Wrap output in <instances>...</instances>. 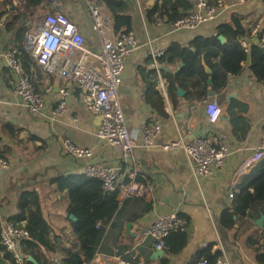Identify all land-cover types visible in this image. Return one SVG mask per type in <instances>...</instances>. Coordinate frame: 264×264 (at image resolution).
<instances>
[{"label": "crops", "instance_id": "obj_1", "mask_svg": "<svg viewBox=\"0 0 264 264\" xmlns=\"http://www.w3.org/2000/svg\"><path fill=\"white\" fill-rule=\"evenodd\" d=\"M91 1L100 3L98 0ZM123 1L133 18L131 32L140 44L138 50L125 58V72L119 91L128 128L136 142L135 161L124 163L118 147L98 138L99 116L87 110L75 84H68L53 74H43L36 66L38 73L33 80L38 90L45 93L48 86L54 87L47 94L44 115L37 117L15 94L13 72L7 66H0V154L9 165L8 168L0 166V224L14 221L19 216L20 200L25 192H36L44 217L52 227L50 240L55 251L42 247L35 252L42 259L48 255L51 264H65L66 251L80 248L75 234L78 219L70 211L69 192L58 190L55 181L72 174L86 175L88 164H103L119 170V183L130 182L133 179L131 175L137 173L136 180L146 186L148 194L131 196L120 202L114 221L96 242L94 258L109 261L118 254L131 261L194 264L197 255L210 250L212 255L225 252L230 264H263L258 256L264 254V250L259 251V245H248L247 237L254 230L264 234V213L248 222V229H251L247 230L240 248L236 242L233 243L232 234L218 226L222 212L234 200L229 195L235 182L239 184L236 196H241L244 182L251 183L257 178L253 170L262 160L237 179L241 166L257 148L264 145V83H260L252 73L251 55L243 65L242 74L229 75L228 86L218 94L217 100L224 108V115L214 125L208 122L206 114V107L212 100L211 93L204 100L193 103L188 97L189 90L193 91L192 83L185 82V87L177 84L174 93L168 90L169 82L162 70L177 74L184 65L183 60L178 58L174 63L165 61L159 71L153 66L151 57L154 50L165 51L173 43L188 45L200 36L218 35L224 44L227 39L219 33V27L230 22L233 16L241 18L243 25L249 27L255 24L264 26V4L261 0H246L243 4L239 0H223L224 6L215 21L190 30L174 28V23L159 13L161 23L156 14L149 16V11L157 5L162 6L163 0ZM10 3L13 8L25 7V0H10ZM100 4L105 20L114 35L118 36L113 26L114 11L106 2L101 1ZM58 11L67 14L77 25L92 49H100L99 35L94 30V20L86 0H42L41 6L33 10L27 26L30 29L40 17ZM7 19L9 14L1 18L0 25ZM9 39L10 35L4 33L0 51H4ZM246 39L249 41V33ZM212 62L215 64L217 60L212 59ZM203 67L206 74L211 75L212 68L207 61L203 62ZM162 83L166 84L164 89L161 88ZM64 87L69 89L67 111L62 117L52 120L61 97L60 88ZM179 89L186 91L185 97L179 96ZM158 124L161 131L154 145H148L146 130ZM208 130L222 136L232 152L226 165L212 175L196 178L184 150H164L160 147L170 140L183 138L188 141ZM65 137L72 138L79 146L93 149L92 158L78 160L66 154L62 146ZM258 209L259 202L253 206L251 213L256 214ZM172 214L186 221L192 237L182 252L170 256L165 247H158L156 241L146 237L145 233L155 221ZM26 223L25 220L20 224L25 226ZM161 250L164 254L158 255ZM6 255V252L0 253V264H11ZM24 257L21 264H39L30 254Z\"/></svg>", "mask_w": 264, "mask_h": 264}, {"label": "built area", "instance_id": "obj_2", "mask_svg": "<svg viewBox=\"0 0 264 264\" xmlns=\"http://www.w3.org/2000/svg\"><path fill=\"white\" fill-rule=\"evenodd\" d=\"M88 11L94 20V30L99 35L100 49L94 50L88 44L77 25L64 12H49L40 17L28 30L25 38V49L33 58L37 67L43 74H53L66 83L75 84L87 110L95 116H102V122L98 130V138L121 151L122 160L126 164L135 161L136 142L128 128V120L123 111L120 99V87L125 72V58L138 50L140 44L133 32H122L114 35L112 27L105 20L100 7L86 0ZM223 0H219L220 7L211 5L208 0H195V7L181 20L174 23L176 29H197L208 22L215 21L219 16L220 8H223ZM246 0H239L240 4ZM158 22L162 19L155 15ZM249 33V41L240 40L244 49L258 43L264 50V26L243 25ZM165 51L154 50L152 63L155 68L161 70L165 59ZM0 66H7L13 72L12 85L15 94L22 99L26 107L34 116L44 115L47 94L54 87L48 86L45 93L38 90L23 65L21 53L17 49L0 51ZM165 83L161 84L164 89ZM60 100L53 112L55 117H62L67 111L69 89L60 88ZM211 101L206 107L207 119L210 124H217L224 115V108L218 102V94H211ZM161 126L153 125L146 130V142L154 145L155 138L159 135ZM189 136V133L186 137ZM1 146V145H0ZM62 146L66 154L75 159H90L93 149L82 147L69 137L62 139ZM164 150L182 149L186 153L193 168L196 178L214 174L222 169L230 159L232 152L224 138L212 133L210 130L202 136L190 138L186 141L181 138L178 141H166L160 145ZM264 158V145L257 148L256 152L241 166L236 176L241 178L250 167ZM0 166L8 168L9 165L0 157ZM85 173L89 177L97 178L103 183L107 192H118V199L124 200L131 196H145L148 194L146 186L136 180L137 173L132 174V180L128 183H119L121 175L118 169L107 168L103 164H88ZM239 184L229 197L234 199L239 192ZM2 220L0 219V223ZM2 225V224H1ZM103 224L97 223L98 227ZM186 221L177 214L164 216L146 230V237L153 238L157 246L165 247V239L175 230H184ZM30 237L29 231L24 225L12 220L3 222L0 243L11 255V264H21L25 259L22 252V243ZM83 264H155L152 261H131L120 255H114L109 261L94 258ZM196 264H212L209 259H202ZM213 264H230V260L223 252Z\"/></svg>", "mask_w": 264, "mask_h": 264}, {"label": "trees", "instance_id": "obj_3", "mask_svg": "<svg viewBox=\"0 0 264 264\" xmlns=\"http://www.w3.org/2000/svg\"><path fill=\"white\" fill-rule=\"evenodd\" d=\"M98 1L100 3L101 1L106 2L114 11L113 26L116 34L119 35L122 32L132 30L133 18L125 1ZM193 1L194 3L190 0H163L162 6L157 5L149 11V16L153 17L159 13L169 22L175 23L193 10L195 0ZM261 1L264 4V0ZM208 2L220 7L218 0ZM41 4L42 0H25V7L19 9L13 8L10 0H0V20L5 14H9V19L0 25V40L4 33L10 35L4 50L8 51L15 48L20 51L24 67L32 76V80L35 73H38V69L33 58L26 51L24 41L29 30L27 22L31 18L33 10L40 7ZM219 33L227 39L224 44L219 40L218 35L200 36L188 45L173 43L165 50L164 62L174 63L178 58H181L184 64L177 74L162 70V74L169 82L168 90L170 93H174L177 84L185 87V82H189L192 83L193 91L189 90L188 97L193 103L204 100L210 93L220 94L228 86L229 75L242 74L243 65L250 55L252 73L260 83H264V50L256 44H252L248 49H244L240 45V40L248 34V31L243 28L242 19L233 16L230 22L219 27ZM212 59L217 60V63L214 64ZM204 61H207L212 68L211 75L206 74L203 67ZM253 172L257 178L251 183L249 181L244 182L241 187L242 195L234 198L231 206L222 212L218 220V226L228 234L233 235V243L246 236L247 230L251 229H248L247 226L249 221H253L260 213H264V158L254 168ZM55 183L58 185V190L69 192L70 211L78 219L75 223V234L80 248L66 251L64 263L83 264L85 261L94 259L98 238L105 235L107 226L112 224L120 209L118 192L105 191L103 183L99 179L88 175L63 176L58 178ZM38 201L36 192H25L20 200V214L14 219V222L18 224L27 221L25 228L29 231L30 237L22 243L24 255L26 257L28 254L32 255L39 264H51L48 255L42 259L35 252L42 247L50 252L55 251L50 240L52 227L45 219ZM257 202H259V209L256 214L251 213V209ZM98 222H102L103 225L98 227ZM1 233L2 226L0 224V238ZM191 237L192 232L188 226L184 230L171 232L165 239L167 254L173 256L182 252L190 243ZM247 244L252 247L259 245L258 250H264V234L260 235L258 230L252 231L248 234ZM2 251L6 252L7 259H11L10 253L0 243V253ZM220 255V251L212 255L210 250H206L197 255L194 264L202 259H209L213 264ZM258 257L259 261L264 264V254Z\"/></svg>", "mask_w": 264, "mask_h": 264}, {"label": "water", "instance_id": "obj_4", "mask_svg": "<svg viewBox=\"0 0 264 264\" xmlns=\"http://www.w3.org/2000/svg\"><path fill=\"white\" fill-rule=\"evenodd\" d=\"M220 39L221 40H224V38L223 37H220ZM256 45H258V43H256ZM250 59H248V61H249ZM178 93H179V96H181V97H185L186 96V91H184L183 89H179L178 90ZM102 119H103V117L100 115L99 117H98V123H99V125H101V122H102ZM123 200H121V202H122ZM164 254V251L163 250H161V252H159L158 253V255H163Z\"/></svg>", "mask_w": 264, "mask_h": 264}, {"label": "rangeland", "instance_id": "obj_5", "mask_svg": "<svg viewBox=\"0 0 264 264\" xmlns=\"http://www.w3.org/2000/svg\"><path fill=\"white\" fill-rule=\"evenodd\" d=\"M95 4H97V5L100 7V9H101V11H102V14H103V16H104V13H103V6H102L100 3H98L97 1H96ZM231 236H232V238H233V235H231ZM236 243L239 245V248H240V243H244V238L242 237V238L239 239Z\"/></svg>", "mask_w": 264, "mask_h": 264}]
</instances>
